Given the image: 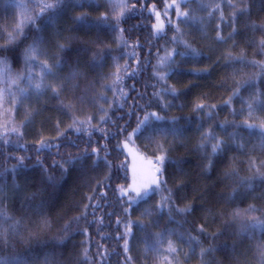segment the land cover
<instances>
[{
  "label": "trees",
  "instance_id": "trees-1",
  "mask_svg": "<svg viewBox=\"0 0 264 264\" xmlns=\"http://www.w3.org/2000/svg\"><path fill=\"white\" fill-rule=\"evenodd\" d=\"M166 4L0 0V264H264V0Z\"/></svg>",
  "mask_w": 264,
  "mask_h": 264
},
{
  "label": "rangeland",
  "instance_id": "rangeland-1",
  "mask_svg": "<svg viewBox=\"0 0 264 264\" xmlns=\"http://www.w3.org/2000/svg\"><path fill=\"white\" fill-rule=\"evenodd\" d=\"M186 0H183L185 2ZM183 2L182 0H167V5H172L171 7H165L163 10V15L166 17V19L170 22H172L174 25L177 24V21L181 19L182 17H177V9L175 7L176 4L180 5L179 11H183ZM30 57H27V65H26V73L27 76L33 75V76H40L42 75V68L38 64H33ZM171 65V56L170 55H162L160 56L159 61L156 63V74L161 78L163 77L168 70L170 69ZM0 68V73H1ZM122 79L119 78V82ZM3 87H1L2 89ZM8 93V91H7ZM112 101V99H111ZM134 135L135 132H133L129 138L124 142V149L130 158L131 166L133 167L132 172V180L130 183V190L136 186H139L144 183L150 182L155 174V170L157 167L160 169L162 168V164L159 162V157H156L154 159H148V157L140 152L138 148L135 145L134 142ZM159 175V174H157ZM154 185H151V187ZM132 195L129 196V200L131 202L137 201L136 200V193L132 191Z\"/></svg>",
  "mask_w": 264,
  "mask_h": 264
},
{
  "label": "snow or ice",
  "instance_id": "snow-or-ice-1",
  "mask_svg": "<svg viewBox=\"0 0 264 264\" xmlns=\"http://www.w3.org/2000/svg\"><path fill=\"white\" fill-rule=\"evenodd\" d=\"M58 2H59V0H58ZM182 2H183V0H182ZM171 6H172V5H167L166 7H171ZM53 7H54V6H53L52 4H44V5H42V11H41V13H40L39 15H42L44 11H46V10H48V9H51V8H53ZM175 7H176V9H177V17H178V18H180V17L187 18L188 13L179 11V8H180V5H179V4H176ZM156 15H157V19L159 20L160 13H156ZM153 28L158 32V31H160V29L162 28V24H156V25H153ZM32 51L35 52L36 50L33 48ZM33 58H34V56H33ZM42 71H43L45 74H47L48 72L51 71V69L48 67L47 64H44V65H42ZM161 78H163V77H161ZM118 79H119V78H118ZM35 87H36L37 89H39V88L41 87V85L38 83V84H36ZM152 116H154L156 120H160V119H161V117L156 116L155 113H153ZM147 123H148V118L146 117L145 120L141 121V122L137 125V128H136L134 131H135V132H140V131H142V130H143V127H144L145 125H147ZM262 127H264V126H262ZM248 128H249V129H254V126H253V125H248ZM78 130H79V129H78ZM261 134L264 135V132H262ZM218 149H219V142L217 143V145H215V146L213 147V152H216ZM158 159H159V162L162 164L163 161H164V157L161 156V157H159ZM69 162L71 163L72 161H69ZM157 174L162 175V173H161V169H160L159 167L156 168V170H155V174H154V177H153V179H152L150 182H148V183H144V184H141V185L136 186V187H134V188L132 189V191H134V192L136 193V200H143L144 198L148 197L149 194H150L151 192H154V191H156L157 188H159L160 180H159V175H157ZM151 185H155L156 187L153 188V187H151ZM122 195H128L127 190L122 191ZM134 202H135V201H134ZM160 207L163 208V207H164V204L162 203V204L160 205ZM187 210H188V209H181L180 211H187ZM252 226H253V227H257V226L264 227V223H259V222H258L257 224H254V225H252ZM129 232H130V228H129ZM169 247H170V250H171V251H174V249L171 248V244H170ZM125 248H127V242H125Z\"/></svg>",
  "mask_w": 264,
  "mask_h": 264
}]
</instances>
